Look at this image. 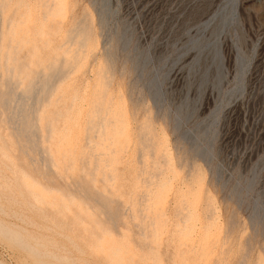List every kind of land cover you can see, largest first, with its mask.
<instances>
[{"label":"rangeland","instance_id":"374dc122","mask_svg":"<svg viewBox=\"0 0 264 264\" xmlns=\"http://www.w3.org/2000/svg\"><path fill=\"white\" fill-rule=\"evenodd\" d=\"M0 225L1 264H264V0H0Z\"/></svg>","mask_w":264,"mask_h":264},{"label":"snow or ice","instance_id":"6c2138e0","mask_svg":"<svg viewBox=\"0 0 264 264\" xmlns=\"http://www.w3.org/2000/svg\"><path fill=\"white\" fill-rule=\"evenodd\" d=\"M224 39L222 22L217 21L211 27L190 32L181 40L177 59L190 81L206 84L220 78Z\"/></svg>","mask_w":264,"mask_h":264},{"label":"bare ground","instance_id":"6f19581e","mask_svg":"<svg viewBox=\"0 0 264 264\" xmlns=\"http://www.w3.org/2000/svg\"><path fill=\"white\" fill-rule=\"evenodd\" d=\"M36 97V96H35ZM17 98V103H19V105H18V110H16L15 111V116L17 117L18 116V118H20V119H18V121H17V123L19 124V125H17V128H20V129H22L23 131H24V133H26L27 134V138H29L30 139V141H31V143L33 144L34 143V141H32V138H33V140H34V138H36L37 137V127H36V125L35 124H31V125H29V122H27V120H25V118L24 119H21L22 117H24V115H27L26 113H30L29 115H32L33 114V111H34V107H35V104L33 103H30L29 105H28V111H26L25 110V104H20V102H24L25 101V98L24 97H22V95H19V96H17L16 97ZM34 98V97H33ZM103 102V101H102ZM20 122H23V124L26 126V125H28V126H26V127H22V125H21V123ZM103 136H107V134H106V128H105V130H104V133L102 134ZM148 141L150 142L151 141V139H148ZM151 148H153V147H151ZM24 181H25V183L31 188V187H33V183H31L30 181H29V179L28 178H24ZM0 231H2V233L3 232H7V234H10L13 238H15L18 242H22L23 241V239H22V236H21V234L20 233H17V232H14V231H11V230H8V229H5V228H3L1 225H0ZM1 264V263H0Z\"/></svg>","mask_w":264,"mask_h":264}]
</instances>
